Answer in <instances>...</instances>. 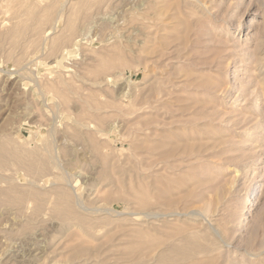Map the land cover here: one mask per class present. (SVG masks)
Returning a JSON list of instances; mask_svg holds the SVG:
<instances>
[{
    "label": "rangeland",
    "instance_id": "rangeland-1",
    "mask_svg": "<svg viewBox=\"0 0 264 264\" xmlns=\"http://www.w3.org/2000/svg\"><path fill=\"white\" fill-rule=\"evenodd\" d=\"M0 148V264H264V0H0Z\"/></svg>",
    "mask_w": 264,
    "mask_h": 264
},
{
    "label": "bare ground",
    "instance_id": "bare-ground-1",
    "mask_svg": "<svg viewBox=\"0 0 264 264\" xmlns=\"http://www.w3.org/2000/svg\"><path fill=\"white\" fill-rule=\"evenodd\" d=\"M29 18H30V17H29ZM11 32H12V31H11ZM8 138H9V137H8ZM32 147H33V146H32ZM7 149H8V148H7ZM0 150H1V148H0ZM12 150H13V149H12ZM6 151H7V150H6ZM1 153H2V152H1ZM7 153H8V152H7ZM25 154H26V153H25ZM19 156H20V155H19ZM7 157H8V155H7ZM13 157H14V156H13ZM13 157H12V158H13ZM15 157H16V156H15ZM5 159H6V158H5ZM16 159H17V158H16ZM7 160H8V158H7ZM20 162H21V161H20ZM8 163H9V161H8ZM17 163H18V162H17ZM2 166H3V165H2ZM23 166H24V165H23ZM30 167H31V166H30ZM1 168H2V167H1ZM4 168H5V167H4ZM4 168H3V169H4ZM34 169H35V168H34ZM1 170H2V169H1ZM5 170H6V168H5ZM10 171H11V170H10ZM34 171H35V170H34ZM44 171H45V170H44ZM0 173H1V172H0ZM46 173H47V171H46ZM25 174H26V173H25ZM33 174H34V173H33ZM39 176H40V175H39ZM11 191H12V190H11ZM55 191H56V190H55ZM41 192H43V191H41ZM5 193H6V192H5ZM72 193H74V192H72ZM26 194H27V193H26ZM255 195H256V194H255ZM38 196H39V195H38ZM68 196H69V195H68ZM57 197H58V196H57ZM42 198H43V197H42ZM69 198H70V197H69ZM62 199H63V198H62ZM67 199H68V198H67ZM70 199H72V198H70ZM72 202H73V201H72ZM51 208H52V207H51ZM64 214H65V213H64ZM66 215H67V214H66ZM66 215H65V216H66ZM71 216H72V215H71ZM64 219H65V218H64ZM89 219H90V218H89ZM91 221H92V220H91ZM177 230H178V229H177ZM178 232H179V231H178ZM204 235H205V234H204ZM139 237H140V236H139ZM188 237H189V236H188ZM199 238H200V237H199ZM199 238H198V239H199ZM203 238H204V237H203ZM186 240H187V239H186ZM181 241H182V240H181ZM181 241H180V242H181ZM189 241H191V240H189ZM189 241H188V242H189ZM200 242H201V241H200ZM189 243H190V242H189ZM191 243H192V242H191ZM196 244H197V243H196ZM204 244H205V243H204ZM174 245H175V244H174ZM182 246H183V245H182ZM173 247H174V246H173ZM183 247H185V249L188 250L187 245L185 246V244H184ZM192 247H194V245H192ZM192 247H191V248H192ZM195 247H196V246H195ZM195 247H194V248H195ZM177 249H178V245H177ZM181 249H182V247H181ZM181 249L179 248V250H181ZM191 250H192V249H191ZM194 250H195V249H194ZM169 251H170V250H169ZM181 251H182V250H181ZM183 251L185 252V250H183ZM195 251H196V250H195ZM208 251H209V249H208ZM184 252H181V253H184ZM188 252H189V250H188ZM197 252H198V251H197ZM206 253H207V252H206ZM164 254H165V253H164ZM176 254H177V253H176ZM189 254L191 255V254H193V252H191V253H189ZM131 255H132V254H131ZM165 255H166V254H165ZM165 255H163L164 258H165ZM169 256H170V255H169ZM186 256L188 257V255H186ZM171 257H172V256H171ZM191 257H193V256H191ZM210 257H211V256H210ZM189 258H190V257H189ZM159 259H160V258H159ZM165 259H166V258H165ZM178 259H179V258H178ZM208 259H209V258H208ZM162 260H163V259H162ZM199 260H202V258L199 259ZM213 260H214V259H213ZM175 261H177V260H175ZM189 261H190V260H189ZM196 261H197V260H196ZM206 261H207V260H206ZM206 261H205L204 263H207V262H208V261H207V262H206ZM82 262H83V261H82ZM164 262H165V261H164ZM192 262L195 263V260L192 261ZM133 263H134V262H133ZM167 263H168V262H167ZM197 263H198V261H197ZM199 263H200V262H199ZM199 263H198V264H199ZM210 263H212V262H209V264H210ZM180 264H181V263H180ZM187 264H189V263L187 262ZM201 264H202V261H201Z\"/></svg>",
    "mask_w": 264,
    "mask_h": 264
}]
</instances>
